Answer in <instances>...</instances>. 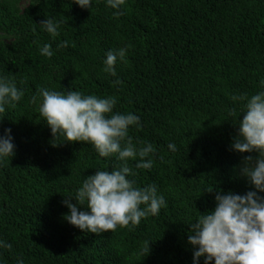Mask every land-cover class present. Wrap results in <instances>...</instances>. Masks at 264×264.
Returning a JSON list of instances; mask_svg holds the SVG:
<instances>
[{
  "label": "trees",
  "instance_id": "16d2710c",
  "mask_svg": "<svg viewBox=\"0 0 264 264\" xmlns=\"http://www.w3.org/2000/svg\"><path fill=\"white\" fill-rule=\"evenodd\" d=\"M92 4L0 0V77L24 92L0 114V136L10 130L15 145L0 163V241L11 245L0 264H192L189 224L214 209L218 191H255L241 168L257 154L230 146L245 103L233 97L264 91V0H125L119 16L105 0ZM48 17L60 23L56 37L40 28ZM44 43L51 57L39 53ZM126 45L117 75L105 73L106 53ZM38 89L116 96L114 112L139 117L129 135L153 145V165L129 160L128 178L156 186L166 202L158 215L98 234L66 222V197L121 162L87 142L54 140L29 102Z\"/></svg>",
  "mask_w": 264,
  "mask_h": 264
},
{
  "label": "clouds",
  "instance_id": "9594fccd",
  "mask_svg": "<svg viewBox=\"0 0 264 264\" xmlns=\"http://www.w3.org/2000/svg\"><path fill=\"white\" fill-rule=\"evenodd\" d=\"M82 9L92 8V0H73ZM125 0H105L106 7L119 16V9ZM40 28L52 37L59 34L60 23L48 17L41 22ZM60 46L67 47L65 41ZM131 45L110 50L103 61V71L115 77L117 62H126L127 50ZM42 56L51 57L54 53L49 43L38 47ZM116 79L113 84L119 85ZM264 88V79L259 81ZM24 92L16 83L0 77V114L6 107H14ZM39 98V99H38ZM245 101L242 119L238 120V132L231 148L237 153H256L245 156L241 172L255 191L234 194L217 192L215 207L190 223L191 233L188 243L193 247L192 264H264V91H258L250 97H233ZM30 103L39 104L38 112L47 123L54 138L63 136L66 142H87L92 145L99 157H115L120 161L118 167L108 170H96L95 174L84 178L74 194L62 202L69 212L64 219L70 225L98 234L119 227L138 225L151 215L159 214L165 206V199L157 194L155 185L137 187L129 176L135 175L128 166L129 160H135V168L151 169L154 154L153 145L147 141L133 143L129 135L132 126L139 127V117L132 113L114 112L116 96L100 97L95 94H82L79 91L65 92L38 89V95H32ZM240 116V117H241ZM15 145L6 129L0 136V163L13 157ZM167 148L176 151L169 143ZM147 158V159H146ZM211 192V191H210ZM76 201L73 204L71 201ZM86 208L87 210H80ZM11 245L0 241V249ZM17 264H23L22 259Z\"/></svg>",
  "mask_w": 264,
  "mask_h": 264
},
{
  "label": "rangeland",
  "instance_id": "374dc122",
  "mask_svg": "<svg viewBox=\"0 0 264 264\" xmlns=\"http://www.w3.org/2000/svg\"><path fill=\"white\" fill-rule=\"evenodd\" d=\"M27 3V2H26Z\"/></svg>",
  "mask_w": 264,
  "mask_h": 264
}]
</instances>
